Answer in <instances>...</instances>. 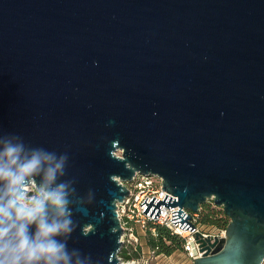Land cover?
<instances>
[{
    "label": "water",
    "instance_id": "obj_1",
    "mask_svg": "<svg viewBox=\"0 0 264 264\" xmlns=\"http://www.w3.org/2000/svg\"><path fill=\"white\" fill-rule=\"evenodd\" d=\"M3 134L68 154L85 200L68 243L93 264H136L117 208L137 173L177 197H147L153 218L179 206L193 231L181 208L210 201L230 218L193 264H261L264 0H0Z\"/></svg>",
    "mask_w": 264,
    "mask_h": 264
},
{
    "label": "clouds",
    "instance_id": "obj_2",
    "mask_svg": "<svg viewBox=\"0 0 264 264\" xmlns=\"http://www.w3.org/2000/svg\"><path fill=\"white\" fill-rule=\"evenodd\" d=\"M68 159L0 135V264H93L68 243L74 211L85 202L75 180L64 179Z\"/></svg>",
    "mask_w": 264,
    "mask_h": 264
},
{
    "label": "built area",
    "instance_id": "obj_3",
    "mask_svg": "<svg viewBox=\"0 0 264 264\" xmlns=\"http://www.w3.org/2000/svg\"><path fill=\"white\" fill-rule=\"evenodd\" d=\"M129 188V195L118 203V214L123 227L122 240L124 242L123 249L128 250L130 253L137 251L139 245H141L140 234H146L151 231L157 234V226L162 225L170 228L175 234L181 236L185 241V251L188 256L194 260L196 257L201 256L200 243H197L195 235L200 232L203 234V239L209 236L217 237L219 240L226 238V229L214 228L211 232H206L199 224V213H193L190 210L181 208L187 215H190L191 219H187L195 229L193 231L187 229L183 230L180 225H176L171 221L173 218V211L180 210L179 206L168 208L164 204L161 206V214L158 218H153L150 215L144 213V209L147 204L142 203L148 197L147 203L151 201L153 197L163 201L165 195H169L176 198L171 193L163 189V179L156 175H144L137 173L131 182H122ZM211 202V201H210ZM201 210V209H200ZM212 240V243L215 240ZM209 245V244H207ZM155 251H151V255H154ZM144 257L137 258L128 262H135L136 264H148L147 260L144 261ZM261 264H264V259Z\"/></svg>",
    "mask_w": 264,
    "mask_h": 264
},
{
    "label": "trees",
    "instance_id": "obj_4",
    "mask_svg": "<svg viewBox=\"0 0 264 264\" xmlns=\"http://www.w3.org/2000/svg\"><path fill=\"white\" fill-rule=\"evenodd\" d=\"M199 214V224L203 226L226 229L230 222V218L225 214L224 210L216 206L213 201L203 204ZM145 237L147 240V253L150 259L157 258L160 255L171 256L176 252L185 251L184 239L166 226H157V234L149 231L145 234ZM142 247L141 243L137 251L132 253L123 249L120 256L126 261L141 258L142 255L145 256ZM151 251H155V254L151 255Z\"/></svg>",
    "mask_w": 264,
    "mask_h": 264
},
{
    "label": "rangeland",
    "instance_id": "obj_5",
    "mask_svg": "<svg viewBox=\"0 0 264 264\" xmlns=\"http://www.w3.org/2000/svg\"><path fill=\"white\" fill-rule=\"evenodd\" d=\"M201 226H202V229L206 232H211L214 229L213 227H209V226H203V225H201ZM140 241H141L142 246H143L142 247L143 251L145 252L144 261L147 260L148 264H193V260L188 256L186 251H179V252L172 254L171 256L160 255L157 258H151L150 259L149 255L147 253V251H148V248L146 245L147 240H146L145 234H143L142 232L140 234ZM122 260H123V258H122ZM123 261L127 262L128 260L127 261L123 260Z\"/></svg>",
    "mask_w": 264,
    "mask_h": 264
}]
</instances>
